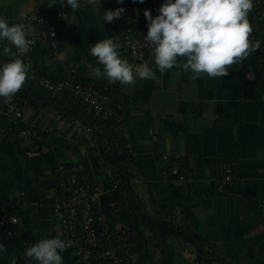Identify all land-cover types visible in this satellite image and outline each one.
<instances>
[{
  "label": "crops",
  "instance_id": "0c3cea01",
  "mask_svg": "<svg viewBox=\"0 0 264 264\" xmlns=\"http://www.w3.org/2000/svg\"><path fill=\"white\" fill-rule=\"evenodd\" d=\"M47 2L0 0V18L10 24L27 23L35 29L28 36L35 44L22 58L31 65L27 81L30 90H38L34 81L39 76L76 74L89 85L103 87L116 101L122 129L117 127L132 154L128 163L131 186L143 214L189 227L205 250V257L225 260L221 263L214 258L212 263H204L192 244L168 235L173 264H264V221L259 210L264 199V60L254 61L259 48L218 79L205 74L193 80L190 71L178 67L161 74L154 60L137 61L124 50L126 28L138 26L140 18L124 12L120 19L108 23L103 21L104 12L122 5L100 1L99 7L86 1L75 12L61 5L66 15L54 53L41 39L45 26L32 19L34 13L61 4L56 0L49 8ZM163 2L144 0L139 4L155 17ZM249 20L252 35L258 40L256 34L261 36L263 29L258 28L251 13ZM111 37H118L122 58L133 65L147 62L156 78H137L135 84L124 86L93 76L94 67H103L90 55V48ZM6 45V41H0V58L8 61L3 52ZM12 50L16 51L14 47ZM23 88L25 95L28 87ZM39 91V98L28 102L21 118L5 113L0 102V209L16 215L19 222L9 233L0 229V242L7 248L0 253V264H37L26 257L28 246L44 238L66 240L54 211L61 162L78 164L83 178L99 185V202L110 231L134 229L136 249L125 264H158L159 253L151 232L141 221L138 229L133 225L126 201L117 199L116 189L106 177L99 141L102 131L97 133L98 126L79 118L58 117L53 99L63 103L69 99ZM31 126L38 128L37 138L18 136L20 129ZM174 162L189 166L191 177H170ZM223 163H231L234 177L221 192L215 183L222 175ZM61 255L63 264H80L72 247Z\"/></svg>",
  "mask_w": 264,
  "mask_h": 264
},
{
  "label": "clouds",
  "instance_id": "9594fccd",
  "mask_svg": "<svg viewBox=\"0 0 264 264\" xmlns=\"http://www.w3.org/2000/svg\"><path fill=\"white\" fill-rule=\"evenodd\" d=\"M87 2L100 7V0ZM116 2L122 4L123 0ZM139 2L144 3V0ZM55 4L56 0L47 2L49 8ZM62 4L72 12L80 7L79 0H62ZM253 7V0H164L155 17L145 9L148 31L144 39L153 46L156 69L163 74L174 67L182 68L192 73L193 80L205 74L212 79L227 76L231 66L246 59L260 46L252 35L254 30L249 20ZM124 12L122 7L108 9L104 12L103 21L113 23ZM30 33H35L30 24H10L0 18V41L7 42L3 52L9 57L0 65V97L4 103H10L29 79L31 65L22 58L35 44L34 39L28 38ZM121 47L118 37L94 43L90 55L96 58L103 70L94 67L92 75L106 77L110 82L124 86L135 84L137 78H156L155 71L147 62L133 65L122 58L119 53ZM72 246L71 240L44 238L28 246L25 255L37 264H63L61 253ZM3 252H7V248L0 242V253Z\"/></svg>",
  "mask_w": 264,
  "mask_h": 264
},
{
  "label": "built area",
  "instance_id": "2783aa9c",
  "mask_svg": "<svg viewBox=\"0 0 264 264\" xmlns=\"http://www.w3.org/2000/svg\"><path fill=\"white\" fill-rule=\"evenodd\" d=\"M87 0H79L80 5ZM103 3H117L116 0H100ZM62 4V0H61ZM135 2L123 0L121 4L125 13L134 19L140 18V24L134 28L127 27L123 44L124 50L137 61L154 60L153 46L145 42L147 35V21L142 17V11L136 10ZM254 7L250 12L254 19H262L264 27V0H253ZM62 13V15H61ZM66 15L65 10L45 9L32 15V19L45 26L40 34L41 39L50 45L56 52L61 22ZM32 48V47H31ZM34 85L37 89L45 91L49 95L69 93L74 99L82 101L104 117L115 118L117 125L122 129L118 104L101 87L89 85L77 79L74 75L53 77L50 75L39 76ZM0 102L5 113L21 118L24 108L28 105V98L22 89L13 96L10 103ZM61 117V115H58ZM86 129L91 130L90 127ZM18 136L24 139L37 138V127L23 128L18 131ZM264 170V164H263ZM105 174L112 188L117 187L111 165L105 163ZM192 175L190 167L184 163L174 162L170 166L169 176L175 180H186ZM233 175L231 163H223V172L215 185L218 191H223L224 185ZM57 194L54 202V211L60 217V226L66 240L73 242V250L80 264H125L135 250L136 244L131 240L134 234L132 227L122 228L118 231H110L106 227V213L103 210L99 198L101 189L98 184L86 181L78 164L61 162L57 167ZM259 210L264 221V199L260 201ZM18 218L12 213L0 209V229H6L9 233L14 225L18 224Z\"/></svg>",
  "mask_w": 264,
  "mask_h": 264
},
{
  "label": "trees",
  "instance_id": "16d2710c",
  "mask_svg": "<svg viewBox=\"0 0 264 264\" xmlns=\"http://www.w3.org/2000/svg\"><path fill=\"white\" fill-rule=\"evenodd\" d=\"M61 5L63 4H60L58 7H54L52 10L59 9L60 7H62ZM134 7L136 10L142 11L143 17L144 9L140 7V4L137 0L134 4ZM143 18L146 19L145 17ZM256 24L258 25V28L260 30L263 29L261 36L256 34L260 42V46L257 55H255L254 57V61L258 62V60H260L259 58H262L264 60V27L262 19H256ZM4 62H6V60L0 58V65ZM74 76L82 81V78L80 79L79 77H77L76 74H74ZM25 86H27L28 88L24 91V93L27 98H29V101H34V99L39 98L38 93H40V89L36 90L35 92L31 91V87L28 82L25 84ZM101 89L103 90V87H101ZM62 94V96H65L67 99H69L68 102L63 103V100L58 102L53 99L56 102V106L59 109L61 116L73 119L79 118L84 121H88L89 124L93 127H99L97 129L95 128L97 133L99 129L102 131L103 134L99 135V141L103 148L104 158L105 161L111 165L114 177L118 181L117 187L114 188L116 189V197L120 201H126L128 209L131 212L133 225L138 229V224L141 221V223L144 224L146 228L151 232L155 241L156 249L159 253L158 264H173L174 251L172 250L167 241L168 235H173L189 242L196 248L197 255L200 260L203 258L204 263H212L215 257H213V259L205 257V250L203 249L200 242L197 240L195 233L189 227L185 225H175L170 221L159 220L153 216L143 214V211L139 207L140 200L137 198L136 194H134L130 181L131 170H129L128 163L132 157V154L128 151V148L126 147V139L123 136L122 131L117 127V120L115 118L104 117L100 113H97L92 108L84 104L82 101L74 99L72 96H70L69 93ZM104 136L105 140L103 138ZM131 236V240H134L136 244V233ZM215 259L216 261L225 263V260L221 257H216ZM126 260L127 259H125V262Z\"/></svg>",
  "mask_w": 264,
  "mask_h": 264
}]
</instances>
